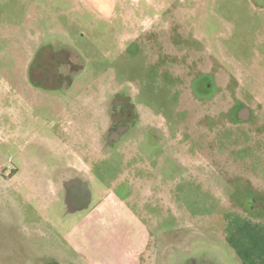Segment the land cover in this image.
Wrapping results in <instances>:
<instances>
[{"label": "rangeland", "instance_id": "374dc122", "mask_svg": "<svg viewBox=\"0 0 264 264\" xmlns=\"http://www.w3.org/2000/svg\"><path fill=\"white\" fill-rule=\"evenodd\" d=\"M47 43L72 57L67 94L27 80ZM117 92L142 135L89 150ZM75 159L93 199L69 213L55 177ZM123 208L151 230L142 264L243 263L225 227L264 223V0H0V264H128Z\"/></svg>", "mask_w": 264, "mask_h": 264}, {"label": "flooded vegetation", "instance_id": "af4514ba", "mask_svg": "<svg viewBox=\"0 0 264 264\" xmlns=\"http://www.w3.org/2000/svg\"><path fill=\"white\" fill-rule=\"evenodd\" d=\"M68 51L64 48H54L50 43L41 44L36 48L33 55V61L29 64V72H27L26 76L27 80L35 86L34 88H41V90L57 89V91H60L61 93H69L67 89L73 86V79L75 77L68 76V74H70L71 70L74 71L73 69H75V66H73L72 63V57L68 56L67 59H62V54H60L64 53L65 55H68ZM203 81L205 80L200 79L199 81H196L198 88L203 87ZM208 87L209 83L206 82L203 88H207L208 90ZM79 93L80 92L72 94L73 97H70V100L76 99V102L72 103L77 107L82 101H84ZM93 112L94 111L91 113ZM136 117L133 103L127 94H121L118 92L114 93L110 100L111 121L106 127V136L102 143L104 147L110 148L117 144H122L123 142L121 143V141L125 140L128 136V138H131L134 134L141 137V132L139 134V132L134 129L138 124L136 122ZM137 147H139V144H137ZM84 175L85 174L73 168H66L59 171V174L55 177L57 189L59 190L60 195L63 196L64 207L69 213H78L79 211L89 210L92 203L93 197L89 188L90 183Z\"/></svg>", "mask_w": 264, "mask_h": 264}, {"label": "crops", "instance_id": "0c3cea01", "mask_svg": "<svg viewBox=\"0 0 264 264\" xmlns=\"http://www.w3.org/2000/svg\"><path fill=\"white\" fill-rule=\"evenodd\" d=\"M91 136V135H90ZM93 136V135H92ZM100 136V135H99ZM102 137V136H101ZM101 137L98 138H91V140H87L88 138H84L89 146V150L95 148V143H103ZM93 153V152H92ZM86 162L82 161L81 159H75L73 161L67 162L65 166L60 168V170H64L66 168H73L78 170L79 172H83L84 176L88 178V174L86 173V167L84 168V164ZM83 167H81V166ZM82 170V171H81ZM114 198V200H113ZM116 199V200H115ZM114 201V202H112ZM117 202V198L114 194H109L106 196L101 206H96L90 213H97V216L100 218H104V216L111 212L112 205H115ZM108 203V204H106ZM112 203V204H111ZM111 204V205H110ZM123 206V205H121ZM119 207V206H118ZM114 214L118 216V220L123 219V224L121 223V228L126 229V233L122 234V238L125 240L129 238V236H136V245H124L122 248L125 249V255L130 259L128 264H142L140 258V254H144V251H147L149 248V238L152 235L150 232L151 230H146V228H142L141 226L136 223H133L135 220V216L131 214V211L127 208H123V210H114ZM227 223L225 227L227 240L232 241L233 248L236 250L239 256V252H242L241 256H239L241 261L247 262V264H264V223H254L250 217L243 216L240 213L235 212L233 215L228 213L227 215ZM117 220V219H116ZM135 224V225H133ZM133 225V228L131 227ZM249 229L250 231H247ZM130 232V233H129ZM138 232V236L136 235ZM71 231L65 235L68 246L73 249V251H77L75 249L81 248L82 244L75 242L73 239H69L68 237L71 235ZM236 246V248H235ZM95 246L91 247V250H94ZM78 250L77 252L81 253L83 259L87 264H122L121 258H117L112 262H105L104 260L100 259L99 257H93L88 252ZM258 250H263L260 254ZM243 261L242 264H245Z\"/></svg>", "mask_w": 264, "mask_h": 264}]
</instances>
